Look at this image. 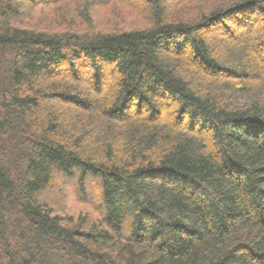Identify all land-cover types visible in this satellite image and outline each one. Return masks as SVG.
Instances as JSON below:
<instances>
[{
    "label": "trees",
    "instance_id": "obj_1",
    "mask_svg": "<svg viewBox=\"0 0 264 264\" xmlns=\"http://www.w3.org/2000/svg\"><path fill=\"white\" fill-rule=\"evenodd\" d=\"M117 1L148 25L40 29L36 6L97 1L0 0V264H264V0Z\"/></svg>",
    "mask_w": 264,
    "mask_h": 264
},
{
    "label": "rangeland",
    "instance_id": "obj_2",
    "mask_svg": "<svg viewBox=\"0 0 264 264\" xmlns=\"http://www.w3.org/2000/svg\"><path fill=\"white\" fill-rule=\"evenodd\" d=\"M89 7V10L85 11L86 17L80 18L78 15L72 12L73 5L67 3L65 9L68 10L67 19L63 20L62 13H65V10L61 11L60 7L58 11L53 10V6H36L30 11L27 18L23 21L29 26L37 28H45L49 30H61V29H76L84 32H94V31H105L112 29H132V28H144L148 25L147 19L142 12L139 10L129 7L125 2L117 0H94ZM170 3L168 4V6ZM58 6V5H57ZM178 8L179 6H175ZM53 8V9H52ZM57 12V13H56ZM58 14L59 16L56 17ZM218 29L215 27L209 28L206 31L207 35L216 36L218 34ZM83 76L89 74V67H84ZM64 76L67 74L62 71ZM112 80V74L107 75L105 79L102 90H108L110 82ZM83 88V87H82ZM86 88V87H85ZM83 88V89H85ZM104 91H101L100 94H104ZM164 114V112H163ZM206 134V141L210 147L214 148V141L210 138L209 132L210 128H204ZM58 195L57 199L67 210L75 215L91 212V204L94 203L90 196L93 193V189L90 186H87L86 192L87 195L81 192L77 187L76 183L73 181L65 180L60 178L58 180ZM79 190L80 193L77 191ZM86 198H81V196ZM92 202V203H91Z\"/></svg>",
    "mask_w": 264,
    "mask_h": 264
}]
</instances>
